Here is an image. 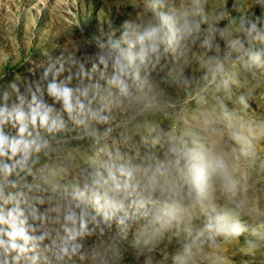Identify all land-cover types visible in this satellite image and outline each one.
<instances>
[{
    "label": "rangeland",
    "instance_id": "1",
    "mask_svg": "<svg viewBox=\"0 0 264 264\" xmlns=\"http://www.w3.org/2000/svg\"><path fill=\"white\" fill-rule=\"evenodd\" d=\"M0 264H264V0H0Z\"/></svg>",
    "mask_w": 264,
    "mask_h": 264
}]
</instances>
